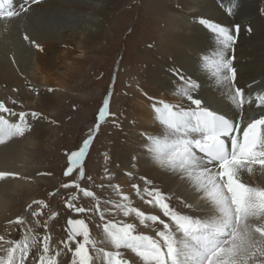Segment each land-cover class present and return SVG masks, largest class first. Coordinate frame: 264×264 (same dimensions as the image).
I'll return each instance as SVG.
<instances>
[{
    "label": "snow or ice",
    "instance_id": "1",
    "mask_svg": "<svg viewBox=\"0 0 264 264\" xmlns=\"http://www.w3.org/2000/svg\"><path fill=\"white\" fill-rule=\"evenodd\" d=\"M39 2L22 0L17 9L14 0H0V20L17 18L28 12L31 4ZM238 7V0H230L226 13L235 15ZM198 22L215 34L221 45L212 56H202L201 63L223 89L233 115L206 104L198 96V81L173 71L179 83L174 85L172 95L179 102L149 97L160 130L153 134L142 132L141 136L147 157L162 171L177 176L197 195L199 206L164 192L144 176L139 178L143 186L133 183L131 187L135 196L148 206L147 210L134 206L131 196L121 191L119 185H109L118 197L116 200H101L94 191L82 188L78 181L84 179L82 161L94 138L90 132L82 146L67 153L64 176L72 175L77 169L79 176L61 187L75 188L83 197L92 198L95 203L91 208L76 206L73 203L76 196L69 197L66 207L78 214L94 213L99 217L97 227L102 231L97 238L84 218L68 219L67 238L60 243L71 253V264H264V88L246 95L245 89L236 85L235 56L226 55V50L234 51L241 25L232 26L233 34L228 27L207 18L202 17ZM24 39L40 48L28 35ZM245 105L249 106L251 115H246ZM108 109L106 97L98 121L105 119ZM4 113L18 119H8ZM28 116L35 120L41 113L16 112L0 101V144L30 131ZM126 174L132 176L131 172ZM246 175L259 179L250 182ZM9 177L19 178V174L0 171V180ZM174 199L188 211L175 206ZM102 203L110 207L101 208ZM33 204L39 206L31 212L34 224L42 226L46 234L40 237L24 217L9 221L21 229V236L14 239L0 235V264H30L33 249L37 250L33 253L34 264H58L63 250L51 244L47 221L41 225L35 219L47 205L34 200L28 205L29 210ZM56 215L53 212L50 218ZM118 215L125 219L115 218Z\"/></svg>",
    "mask_w": 264,
    "mask_h": 264
},
{
    "label": "bare ground",
    "instance_id": "2",
    "mask_svg": "<svg viewBox=\"0 0 264 264\" xmlns=\"http://www.w3.org/2000/svg\"><path fill=\"white\" fill-rule=\"evenodd\" d=\"M241 2L242 4H239L235 10V15L229 16L225 10L210 5L207 0H179L183 8L172 10L174 23L164 25V32L156 38L158 41H164L163 44L166 45L164 50L172 55L174 62L169 63L179 66L173 71L198 81L200 84L198 96L203 98L206 104L226 111L229 115H233V110H230L228 101L222 94L223 89L216 85L212 76L202 68L201 63L202 56H212L221 45L215 34L200 23L196 24L194 19L207 18L228 27L233 34L235 32L232 26L241 25V31L236 34L234 51L228 49L226 55L235 56L236 85L244 88L246 95L252 94L264 88V3H257L255 0H241ZM21 3L22 0H14L17 9ZM117 3L118 0H40L37 4H31L30 10L19 17L10 21L0 20V97L17 98L31 111L44 112L47 108L56 105V102L60 101L58 95L38 87L37 71L50 87L53 85L54 75L59 74L60 64H66V71L63 72L67 78L65 84L74 83L77 78L84 76L88 71L84 68L88 56L87 59L84 55L72 58L74 57L72 53L74 50L97 47L101 40V29L105 24V14L107 11L116 10ZM249 28L251 31L247 30ZM167 33L172 35L167 37ZM25 35H28L30 40L36 41L40 48L26 41ZM156 44L160 45V42ZM165 63L149 62L142 79L130 80L136 102L131 106L132 119L126 126L128 129L124 138L125 144L121 143L117 147L118 154L113 155V167H116L113 169L117 172L121 191L126 194L130 191L135 192L131 187L133 183H140L143 186L139 178L144 176L151 179L164 192L186 198L188 202L199 206L197 195L190 192L177 176L155 166L142 147L144 143L142 132L153 134L160 130L154 119L149 97L178 102L172 93L179 79L173 75V72L169 74L164 71L163 66L169 65ZM251 107L254 109L255 105ZM245 111L246 115L252 114L248 105H245ZM256 111L261 110L256 109ZM5 117L13 121L18 119L6 115ZM28 122L32 125L29 119ZM31 128L27 135L0 144V171L19 174V178L9 177L0 180V224L13 219L27 203V190L31 188V182L43 180L32 174L37 170L32 149L39 145L41 130L36 126ZM133 157H136L135 161ZM128 172L132 173L131 177L126 174ZM245 178L250 182L259 179L247 175ZM105 191H109L108 185ZM131 198L134 205H138L141 210L148 209L135 193ZM173 204L181 211H188L176 199L173 200ZM56 208L54 204L49 212L52 214ZM31 212L32 210L29 212L27 224L33 226L37 234L42 237L46 234V230L42 226H35ZM43 213L35 218L40 220L41 225L47 221ZM54 220L53 218L52 222ZM47 234L52 238L51 244L56 249L63 250L58 257V264H71V253L63 249L60 243L62 238L53 227V223L47 228ZM9 237H14V233ZM36 251L33 249V253ZM33 253H30L32 258L29 256L30 264H34Z\"/></svg>",
    "mask_w": 264,
    "mask_h": 264
},
{
    "label": "rangeland",
    "instance_id": "3",
    "mask_svg": "<svg viewBox=\"0 0 264 264\" xmlns=\"http://www.w3.org/2000/svg\"><path fill=\"white\" fill-rule=\"evenodd\" d=\"M207 1L221 10H225L230 3V0ZM255 1L264 3V0ZM238 3L241 5V0H238ZM115 6H117L116 10L107 11L105 14V24L101 29V40L97 47L74 50L72 53L74 56L72 58L84 55L87 59L88 56L84 65L88 71L84 76L77 78L74 83L65 84L67 78L63 72L66 71V64H60L59 74L54 75L53 85L50 87L38 71L36 75L38 87L42 90L51 89V92L58 95L60 101L44 112L36 111L41 113V116L34 121L31 116L27 117V120L29 119L32 123L31 127L36 126L41 130L39 145L32 149L34 164H37V170L32 174L43 180L31 182V188L27 190V203L9 221H14L16 217H24L28 221L29 212L36 211L39 207L33 204L32 209L29 210L28 205L32 204L35 198L42 200L47 205L42 209L43 215H46L47 225L49 227L50 223H53V227L60 233L61 241L67 238L65 225L67 217L84 218L86 223H89L92 235L97 238H100L102 231L97 227L100 223L97 215L92 212L78 214L66 207V202L71 196L77 197L73 203L78 207L91 208L95 203L92 198L83 197V194L75 188L61 187L62 184L70 183L79 176L78 169L74 170L72 175L64 176L68 166L67 153L82 146L91 132L94 138L82 161L84 179L79 180L78 183L82 188L94 191L101 200L107 198L116 200L117 196L109 185L119 183L117 172L113 169L116 168L113 167V155L118 154L117 147L121 143L125 144L124 138L128 129L126 126L132 119L131 106L136 102L130 80L142 79L149 62L173 61L172 55L164 50L166 46L163 44L164 41H158L156 38L164 32V25L174 23L171 16L173 11L183 8L179 0H118ZM199 19H194L196 24L199 23ZM171 35L167 33V37ZM156 42H160V45ZM165 43L167 44V41ZM178 67L169 63L164 65L163 69L172 74ZM1 97L0 101L13 111L31 112V109L25 107L21 100ZM106 97L109 98V114L104 120L98 121L99 109ZM155 99L161 100L158 97ZM13 100L17 103L13 104L11 102ZM152 103L153 100L150 104ZM5 115L10 117L7 113ZM97 124H99L98 128H96ZM28 133L29 131L25 135ZM89 177L91 180L88 179ZM101 184L106 185L103 188L97 187ZM107 185L110 192L105 191ZM134 193L128 192L130 196ZM54 204L57 206L54 210L57 215L52 222L53 218H50L49 211ZM107 207L110 205L101 204V208ZM115 218L125 219L119 215ZM9 221L0 224V235L9 237L14 233L12 238L19 239L21 229L14 224H9ZM126 254L129 256L130 253Z\"/></svg>",
    "mask_w": 264,
    "mask_h": 264
},
{
    "label": "water",
    "instance_id": "4",
    "mask_svg": "<svg viewBox=\"0 0 264 264\" xmlns=\"http://www.w3.org/2000/svg\"><path fill=\"white\" fill-rule=\"evenodd\" d=\"M68 219H70V217H67L66 220H65V225H66V227H68V225H67V221H68Z\"/></svg>",
    "mask_w": 264,
    "mask_h": 264
}]
</instances>
